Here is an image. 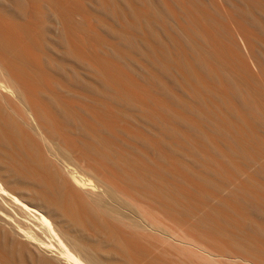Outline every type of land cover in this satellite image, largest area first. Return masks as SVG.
<instances>
[{
  "label": "bare ground",
  "instance_id": "6f19581e",
  "mask_svg": "<svg viewBox=\"0 0 264 264\" xmlns=\"http://www.w3.org/2000/svg\"><path fill=\"white\" fill-rule=\"evenodd\" d=\"M119 1L111 0V4L108 2L111 6L103 4L105 11L103 7L100 10L108 14L107 18L112 15L111 18L113 17L114 24L119 29L127 27V34L130 30L133 34L129 36L124 31L113 30L110 31L112 36L119 38L117 40L123 46L133 49L135 53L140 52L150 68L153 66L152 69L156 68L164 78L173 79L176 86H186L183 76L187 74L198 85L208 88L210 101L195 92V99L202 107L197 112L207 117L216 133L234 140L230 130L217 120L212 100L229 110V119L241 125H246L251 120L264 128V0H133L136 4L151 3L150 7L147 5V10L156 20L170 19L173 22V33L182 41L181 47L190 56L181 50L174 54L163 42L154 22L145 21L144 16L139 13L140 9L136 11V7L130 6L131 0L129 3L125 0V4L121 0L124 5ZM41 9L32 0H0V98L8 101L16 96L30 118L29 122L25 121L26 125L44 141L47 139L45 135L59 139L66 149L60 154L54 149L49 150L51 156L60 161L59 164L55 160L42 162L39 150L25 135L21 125L8 113H0V146L7 147L13 142L24 159L18 161L7 176L1 175L7 168L0 163V175L3 179L0 180V256L5 263L122 264V260L113 252L115 247L122 248L129 254L142 249L139 239H126L122 233L113 229L111 223L112 217H123V203L115 201L116 197L123 195V192L124 196L132 195L135 189L132 186L137 188L136 191L158 199L172 214L186 211L187 204L216 200L220 207L217 219L225 229L234 227L231 229L236 231L239 225L247 224L264 241V233L254 221L257 218L264 220L262 196L235 187L228 199L217 198L214 193L201 190L187 174L169 166V153L161 146V141H148L141 134L127 128L118 129L116 123L119 122V114L109 112L113 110L108 105H101L100 110H95L80 101L68 103L60 100L54 93L48 95L50 90H66L67 85L64 88L61 83L49 79L45 70L35 62V51L42 49V42L38 37ZM104 12L102 13L106 14ZM113 28L116 30L118 27ZM63 36H60L59 41L62 45L65 44L62 57L60 56L62 59L59 57L61 60L78 62L81 69L100 72V76L95 77L94 81L86 82L74 77L77 73L74 67L76 72L73 71L74 78H71L60 64L59 67L56 66L57 62L46 63V68L52 70L56 63L57 73L69 79L72 83L67 84L74 85L78 92L81 91L94 100L103 98L110 101L124 113H139L143 122L154 124L177 144L185 136L182 128L191 132L200 131L180 115L167 120L162 113V104L153 107L145 99H135L120 92L118 88L121 85L110 71L96 69L92 62L85 60L82 49ZM175 64L178 65L179 72L183 73L181 79L173 71ZM136 65L138 68L139 65ZM145 73L143 75H147V78L150 73ZM64 81L66 84V80ZM146 81L153 85L151 88L170 96L167 86L153 80L152 75ZM125 90L126 87L122 86V91ZM30 120L36 125V129ZM69 132L76 135L75 140L67 138ZM188 136L184 137L183 143L190 145L195 153H201V148L191 139L192 136ZM197 136L203 146L204 143L207 146L212 142L206 135ZM133 142L142 143L155 156L145 159L134 157L129 151ZM167 147L170 151L176 150ZM29 164L40 167L47 177L40 179L33 168H28ZM257 172L264 176L263 168ZM222 182L230 185L231 181ZM209 184L213 185L214 182ZM26 187L35 188L42 193L34 195ZM78 195L82 197V203L78 201ZM79 208L84 215L78 216L76 210ZM255 217L257 218L254 219ZM8 224L12 229L6 227ZM93 231L111 232L112 237L108 239L113 240L106 239L98 243L92 236ZM42 234L51 238L50 241L46 237L43 240ZM20 238L34 244V249L29 248ZM97 245L106 250V253L95 250ZM17 248L22 250L21 256H17ZM45 250L46 254L55 250L57 258H48L52 257L51 253L45 256L42 253ZM53 256L55 258L56 255Z\"/></svg>",
  "mask_w": 264,
  "mask_h": 264
},
{
  "label": "rangeland",
  "instance_id": "374dc122",
  "mask_svg": "<svg viewBox=\"0 0 264 264\" xmlns=\"http://www.w3.org/2000/svg\"><path fill=\"white\" fill-rule=\"evenodd\" d=\"M67 1L68 3L70 1V3L67 4ZM126 1L129 3L130 0ZM126 1L124 0V4L127 3ZM135 1L137 2L138 0ZM135 1L131 0L129 4H132L130 6L132 8L136 7V11L140 9V12H138L144 16L145 21L151 20L158 26L160 37L166 43L168 49L174 54L181 50L182 53L190 56L181 47L182 41L173 33L171 28L173 22L166 18L156 20L152 13L147 10L149 9L147 5H151V3L145 5L139 2L141 4L139 5V3H133ZM32 2L34 5L42 7L41 15L39 14L41 23L38 31L42 49L41 51H35V62L41 69L45 70V75L49 79L55 80L58 84L61 83L64 88L67 85L66 90L61 88L63 91L54 89V91L50 90V93H48L46 89L48 95L54 93L60 100L68 103L80 101L95 110H100L99 108H102L101 105H108L113 110L109 112L115 115L119 114V122L116 123L118 129L124 130L127 128L134 133L141 134L148 141H161L163 143H160L161 146L169 153V166L187 174L189 179L195 182L201 190L214 193L217 198L228 199L231 196L230 193L234 192V188L240 187L249 193H257L256 195L262 196L264 199V176L257 172L262 168L264 169V128L255 125L251 120H248L249 122L246 125H241L229 119V110L219 102L215 104V101L212 100L217 120L230 130L236 142L216 133L207 117L201 116L197 112L202 110V107L195 99V92L210 101L209 89L204 87V85H198L187 74L183 76L184 81L187 82L186 86H183V88L176 86L173 79L164 78L156 71V68L152 69L153 66L150 68V64L143 59L144 57L140 52L136 51L135 53L133 49L128 48L126 45L123 46L124 44L117 40L119 38H114L110 31H124L127 34L129 29L127 27L123 28V26L121 28L124 30L119 29L120 27L114 24V19L113 17L111 18L112 15L108 16L110 18L106 17L108 14L104 12V5H110L112 3L111 0H32ZM124 4L122 3V5ZM129 4H126V6ZM143 5L147 8L144 6L145 9ZM101 7H103L104 11L100 10ZM41 16L42 19H40ZM109 26L110 28H107ZM113 27H118L117 29L119 30H115ZM111 28L112 30H110ZM131 32L133 31L130 30L127 35L131 36L133 34ZM60 36L80 47L86 57L85 60L92 62L96 69L110 71L113 78L119 81L121 87L118 90L123 94H128L135 99H145L153 107L156 104H162L164 106L162 113L167 120H172L174 115H180L191 121L200 131L196 130L197 132L192 131L194 132L192 133L189 129L187 131V128H182V132L185 135L183 136H192L191 139L193 138L202 152L195 153L190 145L183 143L184 137L181 138V143L177 144L154 124L143 122V118H140L139 113H124L119 111L110 101H106L103 98L94 100L93 97L92 99L91 96L83 94L81 91L78 92L79 90L77 89V91L76 87L71 85L72 82L69 79L67 80L63 75L61 77L57 73L55 70L56 66L59 67L60 64L71 76L76 72L74 69L77 70L78 74L75 73L77 76L74 75V77L83 81L86 80V82L94 81L95 77L100 76V72L81 69L82 66L79 63L80 67L78 62L61 60L65 44L63 43L62 45L59 42ZM118 56H121L123 60L122 58L118 59ZM48 61L58 63H55L56 66L54 64V71L51 68H46ZM132 63H136L140 67ZM174 67V73L181 79L183 73L179 72L177 64ZM145 72H149L153 76V80L166 85L170 96L151 88L153 85L150 81H146L151 75L148 74L146 78L147 75H143L146 74ZM74 77L72 76L71 78ZM120 77H123V79ZM62 80H66V84ZM68 82L71 83L68 85ZM122 86L126 87L127 90L123 92ZM3 111L8 113L25 130V135L34 144L35 148L39 150L42 162L47 163L50 160H55L58 164L60 163L56 157L51 156L49 150L54 149L60 154L66 147L59 139L51 136L45 135L47 139L44 141L36 131L26 125L25 121L28 120L29 122L30 118L27 116L22 102L16 96L8 101L0 98V113H3ZM30 123L36 129V125L31 120ZM204 134L212 141L207 146L205 143L203 146L200 137L198 138L197 136H205ZM66 136L69 140H75L76 138V135L72 132H69ZM78 146L79 143L77 142L76 147ZM167 146L176 148V150L170 151ZM129 151L136 158L145 159V157L155 156L153 151L146 149L139 142H133ZM23 160V154L17 150L13 142H10L7 147L0 146V163L7 168L1 175L7 176L8 172L15 168L17 162ZM27 166L29 169L33 168L40 179L47 177L45 172L37 165L29 164ZM56 169L59 172L57 167ZM1 175L0 180L2 179ZM225 180H230V185H224L222 181ZM209 182H214V184L210 185ZM132 187L137 189L135 186ZM25 189L31 191L34 195L42 193L40 190L31 187H26ZM135 189H133L132 195L126 194L131 199L127 198L126 195L125 197L124 192L123 195L120 194L116 197L115 201L118 200L123 203L121 208L123 217L120 219L111 218L113 229L120 234L122 233L126 239L133 237L139 239L142 243L141 251L135 254L126 253L119 247L114 248L113 252L122 260V264H264L263 237H259L260 234L247 224L239 225L236 231L232 230L234 227L225 229V226L217 219L220 207L216 200L208 201L207 203H204L206 201L199 202L200 204L197 201L193 205L192 203L187 204V210L179 212V214L181 213L179 215L168 212L158 199L153 196L142 194ZM15 192L17 193V191ZM121 197L126 201L121 199ZM77 199L82 203L80 195H78ZM127 199L130 201L128 202ZM76 213L78 216L84 215L83 210L80 208L76 210ZM254 221L258 224L259 230L264 233V220L257 218ZM6 227L11 228L9 224ZM92 236L97 239L96 242L102 243L108 237H112V233L93 231ZM41 237L44 240L46 236L42 234ZM20 239L29 248L34 249V244L25 241V239ZM46 239L50 241L51 238L46 237ZM95 250L106 253V250L99 248L98 245ZM54 251H48L46 254L45 252L47 251L45 250L42 253H45V256L51 253L52 257L48 255V258L56 259L58 253ZM16 254L21 256L23 254L22 250L17 248ZM53 255H56L55 258ZM0 264H6L2 256H0Z\"/></svg>",
  "mask_w": 264,
  "mask_h": 264
}]
</instances>
